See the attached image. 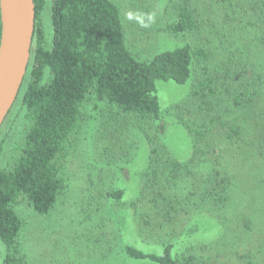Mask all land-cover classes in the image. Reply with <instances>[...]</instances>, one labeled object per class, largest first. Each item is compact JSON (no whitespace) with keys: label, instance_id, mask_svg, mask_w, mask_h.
I'll list each match as a JSON object with an SVG mask.
<instances>
[{"label":"trees","instance_id":"1","mask_svg":"<svg viewBox=\"0 0 264 264\" xmlns=\"http://www.w3.org/2000/svg\"><path fill=\"white\" fill-rule=\"evenodd\" d=\"M33 3L32 56L19 92L24 88L20 102L28 122L24 145L10 167H0L2 264H28L19 249L24 222L16 206L24 200L38 217H47L54 209L63 189L59 168L80 131L81 110L89 96L134 121L138 131L140 122L157 130L147 136L142 169L131 175L136 184L107 193L112 210L107 216L100 214L95 222L98 230L107 235L111 229L113 241H120L131 264H220L218 254L207 248L223 236L217 215L216 221L194 213L183 222L177 217L182 189H191L189 196L197 191L195 169L205 156L202 145L214 125L220 126L230 144L242 143L240 126L221 121V90L209 66V47L183 44L142 61L126 45L121 11L113 1L54 0L52 41L47 49L42 21L45 0ZM259 12L263 29L258 45L264 46V0H259ZM203 28L189 5L183 4L167 32L177 38L198 34ZM158 83L185 87L187 93L172 110L166 109ZM246 101L243 93L230 100L235 107ZM174 113L187 141L178 148L187 150L184 160L172 155L161 133L164 115ZM170 130L165 133L168 139ZM227 190L225 175L217 171L211 186L199 196L203 205H209L208 216L226 199ZM195 246L203 249L201 253Z\"/></svg>","mask_w":264,"mask_h":264},{"label":"rangeland","instance_id":"2","mask_svg":"<svg viewBox=\"0 0 264 264\" xmlns=\"http://www.w3.org/2000/svg\"><path fill=\"white\" fill-rule=\"evenodd\" d=\"M53 1L45 0L43 12L47 49L52 41ZM111 1L121 11L126 45L139 60L147 61L160 51L183 44L209 47V66L218 76L221 90V121L240 126L242 143L230 144L220 126L214 125L202 145L205 156L195 169L197 191L189 196L191 189H182L177 217L183 222L192 213L214 220L217 215L223 236L207 248L209 253L218 254L220 264H264V46L258 45L263 29L259 0ZM183 4L189 5L204 28L198 34L173 38L167 28ZM158 86L166 109L187 93L185 87L172 83ZM23 89L0 128L3 169L14 163L24 145L28 122L20 103ZM239 93L247 101L235 107L230 100ZM175 114L164 115L161 133L172 155L184 160L187 150L180 152L178 148L187 141ZM80 120V131L59 168L63 189L50 215L36 216L24 200L16 206L24 222L19 249L28 264H131L120 241H113L111 229L103 235L95 222L100 214L107 216L112 207L106 197L111 189L136 184V177L132 179L131 175L142 169L147 136L157 130L140 122L138 131L134 121L116 115L92 96L84 103ZM169 129L168 139L165 133ZM217 171L225 175L228 190L226 199L212 208H217L215 214L208 216L209 205H203L199 196L211 186ZM200 250L203 249L195 246L196 252ZM4 254L0 245V264Z\"/></svg>","mask_w":264,"mask_h":264},{"label":"water","instance_id":"3","mask_svg":"<svg viewBox=\"0 0 264 264\" xmlns=\"http://www.w3.org/2000/svg\"><path fill=\"white\" fill-rule=\"evenodd\" d=\"M34 22L33 0H0V128L26 76Z\"/></svg>","mask_w":264,"mask_h":264}]
</instances>
